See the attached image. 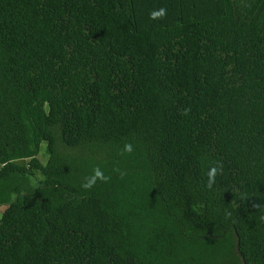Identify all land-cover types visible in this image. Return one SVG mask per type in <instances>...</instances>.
<instances>
[{
  "label": "trees",
  "instance_id": "1",
  "mask_svg": "<svg viewBox=\"0 0 264 264\" xmlns=\"http://www.w3.org/2000/svg\"><path fill=\"white\" fill-rule=\"evenodd\" d=\"M0 204V264H264V0H0Z\"/></svg>",
  "mask_w": 264,
  "mask_h": 264
},
{
  "label": "rangeland",
  "instance_id": "2",
  "mask_svg": "<svg viewBox=\"0 0 264 264\" xmlns=\"http://www.w3.org/2000/svg\"><path fill=\"white\" fill-rule=\"evenodd\" d=\"M45 148H46V144H45V142H43L41 144V149H40L39 156H38L43 162L47 159V154H46ZM17 162L18 163H25L26 160H18ZM5 208H6V205L0 204V218H1L2 213H3Z\"/></svg>",
  "mask_w": 264,
  "mask_h": 264
},
{
  "label": "clouds",
  "instance_id": "3",
  "mask_svg": "<svg viewBox=\"0 0 264 264\" xmlns=\"http://www.w3.org/2000/svg\"><path fill=\"white\" fill-rule=\"evenodd\" d=\"M163 14H164V10L161 9L160 12H158V13H153V18H155V17H157V16H162ZM125 150H126L127 152H131V151H132V146H131L130 144H129V145H126V146H125ZM213 171H214V170H213ZM83 187L88 188V187H90V185L85 184V185H83Z\"/></svg>",
  "mask_w": 264,
  "mask_h": 264
}]
</instances>
